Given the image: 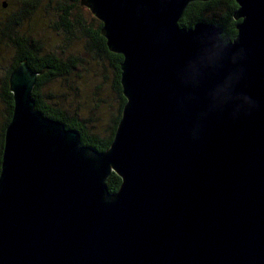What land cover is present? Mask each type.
Instances as JSON below:
<instances>
[{
	"label": "water",
	"instance_id": "obj_1",
	"mask_svg": "<svg viewBox=\"0 0 264 264\" xmlns=\"http://www.w3.org/2000/svg\"><path fill=\"white\" fill-rule=\"evenodd\" d=\"M209 1L81 0L123 56L105 152L37 111L39 73L13 71L0 264H264V0H235L229 42L179 26Z\"/></svg>",
	"mask_w": 264,
	"mask_h": 264
},
{
	"label": "trees",
	"instance_id": "obj_2",
	"mask_svg": "<svg viewBox=\"0 0 264 264\" xmlns=\"http://www.w3.org/2000/svg\"><path fill=\"white\" fill-rule=\"evenodd\" d=\"M22 1L24 2V0ZM40 1L26 0L27 5L22 7L20 4V10L16 13L4 19L0 18V67H2V72H0V174L5 133L11 123L15 104L9 80L13 71L21 64H26L33 72L40 74L32 93L37 111L54 121L61 122L66 129L77 131L81 136L83 146L91 147L100 153L105 152L111 146L127 102L121 85L123 56L109 50L107 40L102 35L103 23L89 9L86 14L82 15L80 10L73 11L72 7H63L60 23L54 26V30L61 29V34L67 35L69 47L76 46L84 49L94 61L95 67H98L96 71H93L96 77L99 75L101 77L105 72L112 74L110 86L117 98L118 110L112 117L111 125L104 134H101L92 131L87 122L79 118L78 115L63 109L60 99L63 95H57L54 91L46 88L50 84L56 87L71 88L67 84H70L69 81L74 71L79 69L81 60L71 54L66 55L65 51L58 52L46 47L31 32V29L41 24L40 19L36 17V7ZM72 1L76 7L82 6L81 0ZM238 8L235 0L194 2L185 10L179 21V26L191 29L200 22L211 23L223 29L221 38L224 42H229L234 40L238 34L237 25L239 22L234 19ZM100 89L101 86H98L97 90ZM110 100L114 103V98ZM113 103L109 104L110 107L113 106ZM121 184V178L115 173H112L106 181L110 194L119 191Z\"/></svg>",
	"mask_w": 264,
	"mask_h": 264
},
{
	"label": "rangeland",
	"instance_id": "obj_3",
	"mask_svg": "<svg viewBox=\"0 0 264 264\" xmlns=\"http://www.w3.org/2000/svg\"><path fill=\"white\" fill-rule=\"evenodd\" d=\"M20 4L24 7L27 2L26 0L24 2L22 0H0V18L4 19L16 13L20 10ZM37 6L36 17L40 19L41 24L31 29L34 36L36 35L35 37L41 40L46 47L58 52L65 51L66 55L71 54L81 60L79 69L74 71L69 81L70 84H67L71 88L56 87L50 84L46 89L54 91L57 95H63L60 99L64 110L85 120L92 131L104 134L111 125L113 115L118 110L117 98L110 86L112 74L105 72L101 77L100 75L96 77L93 71H96L98 67H95L94 61L84 49L76 46L69 47L67 35L64 34L63 36L60 32L61 29L59 31L54 30V26L60 23L63 7H72L73 11L80 10L82 15L86 14L88 8L83 5L76 7L72 0H41ZM25 29L28 30L27 27ZM0 72H2V67H0ZM98 86H101L100 90H97ZM112 98H114V103L110 100ZM112 103L113 106L110 107Z\"/></svg>",
	"mask_w": 264,
	"mask_h": 264
}]
</instances>
